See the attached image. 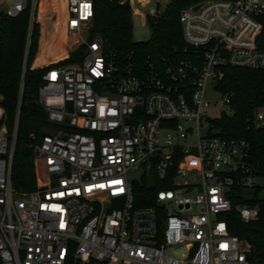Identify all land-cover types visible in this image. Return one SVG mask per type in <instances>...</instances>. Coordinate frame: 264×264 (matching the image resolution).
<instances>
[{
	"label": "built area",
	"instance_id": "1",
	"mask_svg": "<svg viewBox=\"0 0 264 264\" xmlns=\"http://www.w3.org/2000/svg\"><path fill=\"white\" fill-rule=\"evenodd\" d=\"M109 1L131 18L148 7V23L172 0ZM37 2L0 0V14L26 10L31 25ZM61 2L64 36L88 32L94 0ZM178 22L183 47L170 55L120 58L88 37L80 63L45 71L38 102L57 131L31 146L47 175L36 190L11 181L20 100L11 135L0 106V264H253L222 216L256 219L257 208L231 201L262 181L247 142L216 134L205 94L232 112L224 70H264V0H202ZM248 122L264 128V104ZM143 179L165 185L149 207L136 206Z\"/></svg>",
	"mask_w": 264,
	"mask_h": 264
},
{
	"label": "trees",
	"instance_id": "2",
	"mask_svg": "<svg viewBox=\"0 0 264 264\" xmlns=\"http://www.w3.org/2000/svg\"><path fill=\"white\" fill-rule=\"evenodd\" d=\"M202 0H172L155 20H148L150 37L145 42L132 40L131 11L128 5L119 6L109 0H94V15L88 26L89 38L98 36L106 52L120 58L131 55L136 61L158 59L181 50L183 40L178 22L179 12ZM47 0H38L32 33L28 36L29 14L23 11L16 17L0 14V106L4 112L2 124L8 135L12 134L17 105L20 112L16 144L12 163L11 181L15 189L30 192L40 188L46 180L43 164L36 161L31 143H38L46 130L57 131V126L47 121L38 102V90L47 67L38 61L50 52L49 24L46 17ZM41 25V26H40ZM84 46L74 49L61 63H80ZM223 93L233 92L231 113L222 114L213 121L216 134L223 139H242L249 146L251 162L261 179V187L247 192V199L232 200L257 208L256 219L243 222L232 210L222 216L231 235L251 247L250 261L264 264V128L253 130L248 122L253 111L264 104V70L226 68L220 84ZM71 131L70 128H65ZM33 136L34 138L32 139ZM163 184L150 186L146 179L134 186L136 206L149 207L155 192Z\"/></svg>",
	"mask_w": 264,
	"mask_h": 264
},
{
	"label": "rangeland",
	"instance_id": "3",
	"mask_svg": "<svg viewBox=\"0 0 264 264\" xmlns=\"http://www.w3.org/2000/svg\"><path fill=\"white\" fill-rule=\"evenodd\" d=\"M46 7V17L49 24L48 29L50 40V52L47 57L39 56L38 61H40L41 66L50 68L62 65L61 63L68 56L69 53H71L74 49L79 46H84L83 40L87 39L89 35L88 32L85 31L79 37L67 35L66 37L64 36V38H62L61 32H63V6L61 0H47ZM135 10L138 12L139 15H134L131 18L132 40L134 42H145L150 37V29L145 19V15L148 12V7H140L136 5ZM0 11H4V6H0ZM33 23L34 17L31 25H29V37L32 33ZM205 96L210 102L208 114L212 119H218L222 114L229 115L231 113L224 105L221 104L220 95L211 90L210 86H208ZM213 102H217V105L213 106ZM51 132H53V130H46L45 133ZM32 144L33 143H31V146ZM140 174V171H134L130 172L128 176L132 181L137 182L139 181Z\"/></svg>",
	"mask_w": 264,
	"mask_h": 264
},
{
	"label": "bare ground",
	"instance_id": "4",
	"mask_svg": "<svg viewBox=\"0 0 264 264\" xmlns=\"http://www.w3.org/2000/svg\"><path fill=\"white\" fill-rule=\"evenodd\" d=\"M61 37L64 38V32H61Z\"/></svg>",
	"mask_w": 264,
	"mask_h": 264
}]
</instances>
